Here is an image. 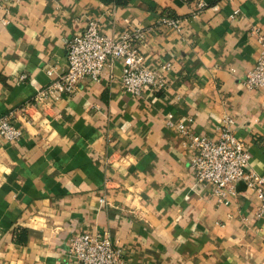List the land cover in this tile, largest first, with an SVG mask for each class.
Masks as SVG:
<instances>
[{"label": "crops", "instance_id": "obj_1", "mask_svg": "<svg viewBox=\"0 0 264 264\" xmlns=\"http://www.w3.org/2000/svg\"><path fill=\"white\" fill-rule=\"evenodd\" d=\"M164 15L185 21L158 24ZM8 18L0 116L15 111L23 135L0 137V264H72L70 239L104 232L127 264H264L257 194L239 182L220 203L197 182L196 151L178 127L218 139L231 119L264 175V88L243 84L259 56L252 28L264 30V0H20ZM94 20L117 39L151 27L140 50L150 68L172 64L167 87L126 93L117 61L75 94L25 109L68 69V42Z\"/></svg>", "mask_w": 264, "mask_h": 264}, {"label": "built area", "instance_id": "obj_2", "mask_svg": "<svg viewBox=\"0 0 264 264\" xmlns=\"http://www.w3.org/2000/svg\"><path fill=\"white\" fill-rule=\"evenodd\" d=\"M19 1L0 0V24L9 23L11 5ZM184 21L180 17L164 15L159 18L158 24L180 29ZM151 29L143 25L130 26L117 39L102 33L100 20L91 21L83 33L75 35L68 42V69L47 87L38 90L33 102L27 103L25 109L33 103H43L50 97L75 94L83 79L100 80L105 70L113 67L117 61L123 64L121 80L126 93L140 96L148 87L166 88L167 72L172 64L168 62L159 68H150L140 50V44ZM252 33L257 38L260 51L255 66L246 73L243 84L249 90H260L264 88V30L255 26ZM49 73L53 74L51 70ZM21 78L24 79L25 76ZM15 114L12 111L0 116V137L10 142L18 141L23 135V131L13 122ZM167 123L170 127L176 125L174 114L168 115ZM178 127L187 136V145L196 151L191 164L195 169L197 182L213 187L218 201L224 204L229 203L236 185L244 182L248 190L257 194V215L264 217V175L250 168L249 147L235 133L231 119L225 120L218 131V139L190 132L184 124ZM69 254L72 264H127L120 242L109 232L74 235L69 241Z\"/></svg>", "mask_w": 264, "mask_h": 264}, {"label": "trees", "instance_id": "obj_3", "mask_svg": "<svg viewBox=\"0 0 264 264\" xmlns=\"http://www.w3.org/2000/svg\"><path fill=\"white\" fill-rule=\"evenodd\" d=\"M105 1L106 3H113V4H116V5H124L127 3V0H103ZM25 230H22V232H24Z\"/></svg>", "mask_w": 264, "mask_h": 264}]
</instances>
